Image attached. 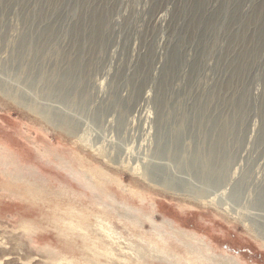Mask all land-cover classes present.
Returning <instances> with one entry per match:
<instances>
[{
	"label": "rangeland",
	"instance_id": "1",
	"mask_svg": "<svg viewBox=\"0 0 264 264\" xmlns=\"http://www.w3.org/2000/svg\"><path fill=\"white\" fill-rule=\"evenodd\" d=\"M36 1L2 0L0 3V264H264V223L245 224L243 217L232 214L230 206L226 204L229 202L227 195L224 196L223 201L228 207L222 209L215 203L200 199V194L185 180L173 179L172 183L176 185L178 191L169 193L155 188L143 177L149 163L148 157L156 144V109L152 102L146 103L140 114L138 112V115L131 114L128 121L133 127L128 134L122 136V142L119 141V131L116 129V123L119 125V122H122L121 117L124 116L119 110L128 100L133 102L136 99L138 85L142 86L143 80L147 78L143 75L140 81L138 80L137 93L133 92L132 98L129 96L134 89L132 83L125 85L123 81L116 89L114 83L116 72L118 76L126 74L127 66H134L153 48L162 64L169 55L168 51L178 46L193 47L191 50L188 49V56L192 57L195 53L194 47H203V43L199 44L205 26L203 21L196 32L191 28L193 33L189 32V34L193 37V42L188 39L182 40L187 29L186 19L189 15L187 9L192 4L195 8L200 1H205L206 5V0H157L158 3L164 4L163 7L156 0L107 1L110 9L109 20H106L108 29L104 31L106 36L103 35L101 38V42L103 40L104 42L100 43L93 60L84 62L86 70L82 74V84L76 94L80 105H73L75 114L72 118L69 117V120L74 119V122L89 120V129L84 130L82 139L71 136L64 129L65 127H62L65 125L61 122V127L58 126L59 122L55 117L51 120L53 118L45 113L47 106L38 104L36 100V102L30 101L26 96L21 95L22 88L28 89L34 78L32 76L31 79H27L32 67L34 74L51 73L56 67L62 68V62L59 64L58 61H62V58L64 60V50L73 52L67 47L71 37L70 31L66 36H61V39L57 38L58 40L52 38L48 32L49 28L54 26L55 31L57 32L58 28L59 33L62 34L70 29L75 21L74 18L73 21L67 19L64 22L61 19L58 21L53 16L51 20H46L40 25V18L37 15L40 14V10L42 12V9L47 7L46 1L38 0L39 3ZM75 2L76 0H67L66 9H74ZM261 2L262 0H209L210 10L207 13L223 10L224 14L221 17H227L225 22L231 23L230 26L221 28V18H219L216 28L207 34L206 47H218L213 54H210L209 63L212 67L217 63L220 64L221 55L226 47H262L264 59L263 19L259 20L256 28L253 26L251 29L246 28L244 35L237 38V34L243 30L241 20L252 13ZM3 4L7 5L4 7L5 10ZM183 14L184 18L180 19ZM28 26L31 28L33 26L31 31L34 29L32 34L35 37L33 47H25L27 50L29 48V51L19 47V42L23 40L21 36L29 30ZM51 42L55 43L52 45ZM141 46L143 55L140 53ZM20 50L22 54L24 50L26 51L21 54L26 64L21 72L18 69L19 63H16L15 59L21 53ZM201 50L202 48L199 52H202ZM189 51L192 53L190 54ZM160 66L156 74H160L162 67ZM212 67L209 70L208 67L206 68L205 73H202L197 80L198 84L192 89L202 96V100H205L204 104H206L205 96L216 84L220 75ZM189 69V66H181L182 78L179 77L174 81V88L180 85L175 88L176 91L188 86L186 75ZM128 73L132 74L131 71ZM255 76L257 80L255 79L252 84L255 88L253 86L252 88L259 94L264 89L263 65L256 68ZM187 88L191 90L190 87ZM188 89L182 91L180 89V93L174 94L178 101L168 108L172 117H168V114L167 117L165 116L166 121L167 119L170 121H167L168 132L174 136L182 130L181 127L184 128L182 121L187 117H190L188 119L190 129H193L188 138L183 139L182 135V141L181 139L177 141L174 147L176 161L172 163V168L177 172L192 168L197 140H200L201 144L212 142L217 145L218 137L223 135L228 143V140L233 139L240 125L241 114L235 117L233 113H225L227 117L225 118L219 113V109L213 110V113L209 110L205 118L202 115L198 116L197 112L203 108V105H197L201 104L196 100L197 95L187 93ZM115 90L114 97L120 101V104L110 116L113 127L108 128L104 124V111L94 99L98 100L101 95L104 102L110 104L114 99L109 95ZM152 93L150 91V94ZM40 96L42 99L45 98L43 97L45 95ZM40 96L37 99H41ZM31 103L40 106L38 111L31 106ZM258 104L260 102H257L256 107ZM195 106L199 108L197 111ZM249 111L251 108L244 116V126L246 122L248 127L257 131L259 119L255 117L256 113L252 114L253 112ZM208 115L213 117L209 119ZM217 116L226 119L229 127L224 123L225 130H223L224 120L217 119ZM195 117H203L202 124L200 120L194 119ZM191 119H194V123H199L195 126L194 123L191 124ZM52 121H55V124H52ZM233 122L238 126L233 125ZM215 125L217 132L213 138L212 127H216ZM201 128L202 131H210L200 134L198 131ZM190 129L186 130L189 132ZM255 133L252 135L249 133L250 141L255 142ZM99 137L102 139L99 140ZM121 143L129 150L122 158H118L117 164L111 158L115 157L117 149H121ZM243 143L239 144H242L244 156L235 169H232L233 179L235 180L236 176V180L239 181L240 178L245 177L249 186L251 185L250 199H253L256 194L253 193L255 192L253 181H257L259 185L264 183V140L260 144ZM239 144L236 147L240 146ZM95 148L100 150V154L94 150ZM181 152L192 159L183 161L184 158L180 157ZM104 154L110 155V162ZM199 155L197 154L196 161ZM239 209L241 212L239 214L243 216L249 212V206Z\"/></svg>",
	"mask_w": 264,
	"mask_h": 264
},
{
	"label": "bare ground",
	"instance_id": "2",
	"mask_svg": "<svg viewBox=\"0 0 264 264\" xmlns=\"http://www.w3.org/2000/svg\"><path fill=\"white\" fill-rule=\"evenodd\" d=\"M9 1H12V0H9ZM45 1H46L45 5L47 8L42 9V12L40 10V14L37 15L38 18H40L39 19L40 25L43 22H46V20H49V19L51 20V18L53 16H55L58 19V21L61 19L62 21L64 20V22H66L67 19H72V21H73V18H74L75 21L73 22V24H71L70 29L67 31L61 30V31H64V32H62V34H61V32L59 33L58 28H57V32H56L55 31L56 27L54 28V26L52 28L50 27L49 32H48L52 38H55V40H58L61 36H66L67 33L70 31L71 37L69 38L70 41L68 42L69 44L67 47H70L73 50V52H71V50L69 51L67 48L66 49L68 51L64 50L65 53L62 51L65 54V58H64V60L62 58L61 59L62 61H60V62L58 61L59 64L62 62V64H61L62 68H60V67H56L57 69L52 68L54 71L52 70L51 73L38 71L39 74H34V72L32 71L34 68L32 67V69L29 72V76H27V79L28 78L31 79L32 76H34V78H32V83L30 82L29 87H27L28 89H26V87L22 88L23 93L21 95L26 96V98L30 101L34 100L33 102L37 101L38 104H44L45 106H47L48 108L45 107L47 110V112H45V113L47 115H50L51 116L50 118H53L51 120H54V117H55V119L58 120V122H59L58 126L62 123V125H65L62 127L63 128L65 127L64 129L66 131H68L71 136L78 137V138L81 137V139H82V136H84V134H83L84 130L89 129V127H88V123H90L89 120L85 119L83 121L74 122V119L69 120V117L72 118L75 114L73 111V109L75 107L73 108V105L74 106L80 105V102L77 101L78 98H77L76 94H78L79 86H80V84H82L81 83L82 82V74L86 70V65H84V62L88 63L89 61H91L90 59L93 58L94 53H96L97 48L100 46V43L104 42V40H103V42H101V38L104 35V31L108 29L107 21L109 20L108 11L110 9L109 8L110 5L108 7L107 1H111V0H76V2H75L76 6L74 7V9H71V10L66 9L65 3L67 2V0H44V2ZM1 2H2V0L0 1V3ZM36 2L39 3L38 0ZM156 2H157V0H156ZM206 2H207V4L205 5V1H203V2L200 1V4L197 5L195 8L193 6L194 4H192L187 9V11L189 12L188 13L189 15L187 16V19H186L187 20V29L181 38L182 40L188 39V40H192V42H193V39H192L193 37L190 36V34H189V32L193 33L191 31V28L195 29L194 32H196L197 30H199L200 26L202 25V23L204 21L203 26H205V27L203 28L204 30L202 32V35L200 36V44H199V45H201L203 43V47H201L202 52H199V50L201 49L200 47H194L195 53H193L192 57L190 55H189L190 56L189 57L188 56V54H189L188 49L190 48L189 50H191V48H193V47H180V46H178V47H175L173 49L170 47L172 51H168L169 55L166 56L167 58H166V60L164 59L165 61H163V64H162L161 59L157 57L156 53H154V51H153L154 48L150 49V51L147 55L144 54L146 56L143 58L144 55L142 54L143 52L141 53V49H142V46H141L140 47V53L143 55L141 57L142 60L140 61L138 59L139 61L134 66H130V67L127 66L128 69L126 70V74L124 73V75L118 76V72H116V74L114 76V83H115L116 89L122 85L123 81H124L125 85H126V83H129V82L132 83L134 89L132 91V94L131 93L129 94V96L132 98H133V94H134L133 92H136L137 85H138V82L140 81V78L143 75H145L147 77V78L145 77L146 79L144 78L145 80H143L142 86L138 85L139 89H138V95L135 96L136 99L133 102H131V100H128L127 102H125V104L119 110L124 115L123 117H121L122 122H119V125H118V123H116V129L119 131L118 132L119 141L122 142L121 141L122 136L128 134L130 132V130H132L133 126H131L130 122L128 121L131 114L141 112L146 103L148 104V102H152L154 104L155 109H156V117H155L156 144H155V148H154L152 154L149 157L147 156L149 159V163H148L146 169L144 170L143 177L146 180H148L150 183H152L155 186V188L157 187V189L159 188V189L166 190L169 193L178 191L176 188V185H173V183H172L173 179L178 178V179L185 180L191 188H193L197 193L200 194V196H199L200 199H203V200L206 199V200H204L205 202L207 201L210 203H215V204L219 205L222 209H225L226 207H228V206H226V204L229 205L232 214L234 213L235 216L240 215V217H243L244 221H246L245 224L247 222L248 223H255L256 225L258 223L262 224V223H264V183L259 185L257 181H253L254 185L253 184L252 185L255 188V192H253V193H256V194L253 197V199H250L251 198L250 197L251 185L249 186L248 181H246L245 177L240 178L239 181H238V179L236 180V176L234 177L235 180L233 179V174H234L233 170L235 169L238 162H240L243 159V156H244L243 155L244 153H242V151H243V148L241 147L242 144L240 145L239 143L246 142V143L250 144V143L256 142L257 144H260V142L262 143L264 140V89L263 90L261 89L262 91H260V93L258 94V93H255L254 89L252 88V86H253L252 84L257 80L255 78L256 77L255 76L256 68L258 66H261V65L264 66V59L262 56V47H226V50L221 55L222 61H220V64L217 63L214 67H212V65H210V63H209V58L211 56L210 54H213L215 52L216 47H206L207 34L209 33V31H212L213 29L216 28V25H217L216 22L219 18H221V22H220V24L222 25L221 28L223 26H226V25L230 26L231 23L225 22L227 17H225V18L221 17V15L224 14L222 12L223 10L221 12H215V13H210V14L207 13V11L210 10L208 8L209 0H206ZM158 4H160V3H158ZM160 5H162V4H160ZM163 5H162V7H163ZM6 6L7 5L4 6V4H3V6H2L3 9ZM114 6H115V4H114ZM43 7H45V6H43ZM81 8H83L82 11H81ZM158 8H159V6H158ZM158 8H156L157 9L156 11H158ZM194 11H196V12H194ZM263 14H264V0H262V2L259 3L257 5V7H255V10L252 13L247 14L244 17V19L241 20V23H243V30L241 31V33L237 34V38H240V35H244L243 33H244V30L246 28L251 29L252 26L256 28L258 23H259V20L260 19L264 20ZM107 17H108V19H107ZM183 18H184V14L181 15L180 19H183ZM57 19H55V20H57ZM24 20H27V18L26 19L24 18ZM31 20H32V18H31ZM29 22H30V20H29ZM62 24H63V22H62ZM60 26L63 27L62 25H60ZM195 26H197V27L194 28ZM32 28H33V26H32ZM32 28H31V26H28L29 30L28 31L26 30V33H24V36H21V38L23 40L19 42V47H21V48L24 47L23 49H25V50H27V48H25V47H33L32 44H33V41L35 40V37L32 34V32L34 31V29H33V31H31ZM45 32H46V30H45ZM45 32L42 33L44 35V37H45ZM105 36L106 35H104V37ZM48 37L50 38V36H48ZM48 37H46V38H48ZM46 38H44V39H46ZM41 39H43V38H41ZM41 39H39V42L41 41ZM110 39H111V37H110ZM181 42H183V41H181ZM44 43L46 44L45 41H44ZM54 43L55 42H53L52 45ZM39 44H41V43H39ZM47 46L48 45H46V47ZM101 46H102V44H101ZM103 48H100V49H103ZM124 48H126V47H124ZM167 49H168V47H167ZM216 49H218V47ZM223 49H222V51H223ZM22 50H20L19 52H21ZM25 50L23 51V54H24V52H26ZM29 50L30 49L28 48L27 51H29ZM148 50H147V52H148ZM118 53H117V55H118ZM191 53L192 52H190V54ZM21 54H22V52L20 54H18V56L15 58L16 63H19L18 69L20 72H21V70L22 71L24 70L23 66L26 67L25 66L26 64L24 63V60H25L24 56H22L23 54L22 55ZM28 54H29V52H28ZM64 54H63V56H64ZM138 56H140V55H138ZM221 56H220V59H221ZM99 58H100V56H99ZM126 58H128V57H126ZM236 58H238V61H236ZM64 62H65V66H63ZM120 63H121V61H120ZM182 65L189 66V68H190L187 72V75H186V78H187L186 84L188 83L187 87H190L191 90L195 87L196 84H198L197 80L199 79L200 75H202V73H205V70L207 67H208V70H209V68L212 67V68H214V70H216V72L218 71V73H220L219 78L217 79L218 81L216 80L217 81L216 84L215 85L213 84L214 85L213 88H211L209 90V93L207 94V96H205L206 98L204 97L206 99V104L203 103V102H205V100L204 101L202 100L203 99V98H201L202 96L199 95L197 91L193 92V90L191 91L186 86H184V88L182 87L183 89L179 88L177 91L175 90V88H177V86L180 87V85L176 84L177 86L174 88V81L179 79V77H181L180 74H181V66ZM159 66L161 67V70L159 72L160 74H156L155 72H157V70L159 69ZM209 66H211V67H209ZM89 68L91 69V67H89ZM87 70L89 71V69H87ZM45 71H47V69ZM130 71L132 72L131 75H129V73H128ZM26 72H22V73L24 74ZM178 74H179V76H178ZM182 74L184 77L185 76L184 73H182ZM215 75H218V74H215ZM212 79H213V77H212ZM263 80H264V76H263ZM199 82H201V81H199ZM18 83L20 84V82H18ZM18 83H17V87L19 88ZM24 83H26V82H24ZM180 89H181V91L188 89L187 93H189L191 95L194 94L195 96L197 95L196 100H198L201 103V104H197V105H201V106L203 105V108H204V110L202 108L197 112L198 116L202 115L205 118L206 113L209 110H212V113H213V110L219 109L220 110L219 113L223 114L225 116V118H227L225 113H233V115L235 117L237 115L239 116V114H241V117H240L239 129L237 130V132H235L236 134L233 137V139L228 140V143H226L227 142L225 140L226 138L224 139L223 135L222 136L220 135L218 137L219 139H217V143H218L217 145H214L212 142L207 143V144L205 142L204 143L202 142V144H201V141L197 140V142L195 143L196 148H195V153H194V164H193L192 168L191 169H182V171L177 172L176 170H174L172 168V163L174 161H176L174 147L177 145V141H180V139L182 141V138L183 139L186 137L188 138L189 137L188 135H190V132L193 131V129H190V125H189L188 119L190 117H187V119L184 120L186 122L182 121L183 122L182 126H184V128H182V127L180 128V130L181 129L182 130L177 133V136H174V135H172V133L168 132V126H169L168 122H170V121H168V119H167V121H168L167 122L165 116L167 114H168V117L171 116V115H169V109L168 108L172 103H175L176 101H178L177 96L175 97L174 94L180 93L179 92ZM150 91L153 93L150 94ZM115 92H116V90L114 92H112L111 95H109L110 98L112 97V99H114L113 102L110 104H107L106 103L107 101L104 102V99H103V97H101V95H100L101 100H100V98L98 100L94 99V102L99 103L98 104L99 107H101L104 111L103 116L105 117V121L104 120L103 121L105 122L104 123L105 126H107L108 128L113 127V125L110 122L111 121L110 116L113 114L114 111H116L118 109L117 107L120 104V101L115 99V97H114L116 95V94H114ZM40 95H45V96H43L45 98L42 99V97ZM39 96L41 97L42 101H41V99H37ZM121 96H120V99H121ZM253 99H254V103H253ZM250 101L252 103V107H250V105H251ZM94 102H93V104H94ZM257 102H260V104H258V106L256 107ZM18 103H20V101H18ZM38 104L31 103V106L36 108L38 111V109L40 108V106ZM95 105H96V103H95ZM90 106L91 105H89V107ZM51 108H53L54 110H51ZM196 108H197L196 109V111H197L199 108L198 107H196ZM250 108H251V111H249V112L250 113L253 112L252 114L256 113L255 117H257L259 119V122H260L257 131H255L254 128H250V126L248 127V123L246 125V122H245V126H247L246 129L244 126V116H246L245 114H247L246 112ZM80 110H82V109H80ZM192 111L195 114L194 110H192ZM35 113H38V112L35 111ZM138 113H137V115H138ZM250 113H248V114H250ZM223 115H221V116H223ZM228 116H229V114H228ZM45 117L46 116L44 115L43 118H45ZM212 117L213 116L208 115L209 119H211ZM67 118H68V120H67ZM202 118L195 117L194 119L200 120L201 121L200 124H202V122H203ZM218 118L219 117L217 116V119ZM249 118H251V117H249ZM194 119H191L192 120L191 124L194 123V121H193ZM219 119H222V118H219ZM222 120H224V119H222ZM233 120H234V118H233ZM209 121H211V120H209ZM224 121L222 122V127H223L224 123L228 122V121H225V122ZM54 122L52 124H55ZM235 122H233V125L238 123V122H236V123ZM198 123L197 122L194 123L195 126ZM216 123H218V122H216ZM207 125H205V126L207 127ZM212 125H214V124L212 123ZM225 125L228 126L227 123ZM231 125H232V123H231ZM236 125L238 126V124H236ZM66 126H67V128H66ZM215 126L216 127H212L213 129H212V136L211 137H213V138H214V136H216V132H217V125H215ZM243 126H244V128H243ZM60 127H61V125H60ZM219 127L220 126L218 125V128ZM188 128L190 129L189 132L186 130ZM203 129H204V127H203ZM223 130H225V128ZM207 131H210V130H207ZM207 131L206 132L204 130L202 131V128H201L200 131H198V132H200V134H202L203 132L207 133ZM226 131H228V130H226ZM243 131L245 132L244 133L245 135L243 134ZM198 132H197V137L199 136ZM254 132H256L255 133L256 134L255 142L250 141L251 137L249 136V133H251V135H252ZM180 133H181V135H180ZM228 134H227V136H228ZM182 135H183V137H182ZM200 137H201V135H200ZM99 138H100L99 140H101L103 138V136H102V138L101 137H99ZM215 138H217V137H215ZM229 138H230V136L228 137V139ZM209 139L211 140V138H209ZM238 144L240 146L236 147ZM120 145H121V149L118 147L119 150L117 149L116 155L114 154L115 157L111 158V160H113L117 164H118V158H122L126 154L127 150H129V148H127V146L123 145L122 143ZM235 148H237V150H235ZM245 148H247V147H245ZM97 149L98 148H95L94 150H97ZM184 149H183V151H184ZM240 149H241V151H240ZM172 150H173V153H172ZM99 152H100V150L98 151V153ZM199 152H200V155H199ZM197 154L200 157L196 161ZM104 157L110 162V155L109 154H106V155L104 154ZM180 157L184 158L183 161H185V162L190 161L192 159V157L190 158L185 153H182V152L180 153ZM103 161H105V159H103ZM115 167H117V166L115 165ZM162 170L164 172H162ZM252 180H255V179H252ZM225 195H227V199L229 200V202H227L226 204L223 201ZM247 206H249V212L246 213L244 216L239 214V213H241V212H239L240 211L239 208L244 207V209H245Z\"/></svg>",
	"mask_w": 264,
	"mask_h": 264
}]
</instances>
